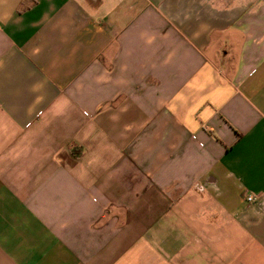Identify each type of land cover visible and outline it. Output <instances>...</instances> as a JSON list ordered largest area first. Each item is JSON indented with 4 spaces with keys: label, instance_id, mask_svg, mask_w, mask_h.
<instances>
[{
    "label": "crops",
    "instance_id": "1",
    "mask_svg": "<svg viewBox=\"0 0 264 264\" xmlns=\"http://www.w3.org/2000/svg\"><path fill=\"white\" fill-rule=\"evenodd\" d=\"M0 264H264V0H0Z\"/></svg>",
    "mask_w": 264,
    "mask_h": 264
},
{
    "label": "built area",
    "instance_id": "2",
    "mask_svg": "<svg viewBox=\"0 0 264 264\" xmlns=\"http://www.w3.org/2000/svg\"><path fill=\"white\" fill-rule=\"evenodd\" d=\"M245 199L249 202L253 201L255 198L252 195H247Z\"/></svg>",
    "mask_w": 264,
    "mask_h": 264
}]
</instances>
